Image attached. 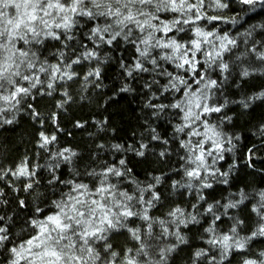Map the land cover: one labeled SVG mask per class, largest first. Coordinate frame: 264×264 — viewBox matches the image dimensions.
Wrapping results in <instances>:
<instances>
[{
    "label": "snow or ice",
    "instance_id": "obj_1",
    "mask_svg": "<svg viewBox=\"0 0 264 264\" xmlns=\"http://www.w3.org/2000/svg\"><path fill=\"white\" fill-rule=\"evenodd\" d=\"M239 3L253 10L257 4L264 7V0H239ZM215 6L229 8L223 0H215ZM203 7L204 0H0V127L15 123L16 113L26 99L35 100L37 94L52 96L61 86L60 82L71 81L80 75L76 68L83 62L100 60V47L119 45L118 38H122L133 46L137 54L131 63L121 59L120 67L125 76L136 78L143 73L152 74L151 81L146 80L142 85L148 89L146 95L151 97L145 107L152 109V115L156 117L167 110H174L173 115L179 121L172 127V139L179 146L177 155L182 163L173 171L178 175L182 172L184 182L172 180L171 187L173 190L186 189L189 195L195 190L197 201L190 205L192 212L177 205L167 213L170 219L154 218L149 210L161 200L157 186L167 178L164 173L152 176L154 182L145 186L137 183L139 194L133 195L127 190L120 191L118 185L110 180V177L123 179L131 175L132 169L128 167L126 158H120L118 163L102 162L99 172L95 168L86 170L83 175L92 181L91 184L79 179L81 173L76 169H73L76 178L61 180L56 174L59 163L50 165L52 178L49 185L63 183L69 191L51 201L53 207L47 215L43 214V208L36 207L35 212L42 218L30 219L28 223L33 234L7 249L12 256L8 264H116L120 253L113 250L109 240L111 234L120 229H126L134 240L140 242L134 256L131 255L133 249H126L123 264H141V255L150 257L151 245L145 236L153 237L156 223L161 229L157 239L174 236L179 244H186L188 241L181 226L200 224L201 218L208 216L211 220L203 231L207 234L209 248L196 250L193 254L195 262L203 258L206 264H225L234 252L242 253L256 237H264V189L259 190L258 200L251 208L262 222L246 236L240 235L244 220L238 217H229L234 222L226 232L220 231L218 226L222 217L228 215V209H238L249 200V194L243 188L237 194H230L238 195V199H229L223 205L212 199L210 193L203 194L213 188L211 181L218 176L223 178L222 183L228 184L234 167L230 165L229 172H221L216 167L218 161L224 159V152L232 151V147H224L225 138L231 145L232 137H226L222 131L223 121L210 123L208 117L221 113L229 103L227 99L218 103L214 97L222 91L231 75V65L225 61V54L238 47V40L229 32L206 30L201 26L204 21L224 19L208 16ZM161 13H170L171 18L162 17ZM101 18L103 23L99 22ZM81 20H85V24L95 21L85 33L91 47L70 34L75 28L85 26ZM232 23H236L235 18H232ZM260 27L264 28V25ZM244 35L251 36L252 32ZM49 39L61 44L53 56L55 63L46 57L41 58L40 47ZM72 41H77L76 46L70 43ZM77 48L82 50L77 51ZM250 52L256 60L264 63V41L253 43ZM217 70L220 79L212 78L211 73ZM254 71L264 72V69L244 67L239 75L249 77ZM92 76L101 77L99 66L87 72L85 81ZM132 90L127 83L120 89L121 92ZM63 96L71 99L67 91ZM257 98H264V92L238 103L247 109ZM66 102L57 101V106L62 108ZM28 108L32 109V118L39 119L40 114L34 106L29 104ZM9 112L12 113L11 118L7 116ZM224 119L231 121L232 117L225 116ZM76 126L83 127L79 122ZM149 131L150 141H162L164 145L172 142L166 133L161 135L151 125ZM39 136L41 148H48L57 139L56 135L49 136L43 131ZM112 148L117 152L132 151L136 156L146 158L149 143L141 140L138 147L128 145L125 148L124 145L113 144ZM180 151L184 154L179 155ZM52 155L71 164L78 154L71 148H64ZM170 155L167 148L158 153L162 159ZM3 175L26 178L25 191L38 183L33 179L36 173L28 157ZM146 193L148 199H145ZM0 195H3L2 190ZM137 204L144 207L138 210ZM19 205L25 206V201L20 200ZM221 207L224 211L218 213ZM137 218L146 223V233L142 234L140 227L130 226ZM4 219L0 217V221ZM8 232L7 226L0 227V248L10 242ZM177 247L178 244L160 247L159 259H149L145 264H168L169 255ZM213 250H218L219 259ZM259 255L264 257V251ZM242 264H264V259L245 258Z\"/></svg>",
    "mask_w": 264,
    "mask_h": 264
},
{
    "label": "trees",
    "instance_id": "obj_2",
    "mask_svg": "<svg viewBox=\"0 0 264 264\" xmlns=\"http://www.w3.org/2000/svg\"><path fill=\"white\" fill-rule=\"evenodd\" d=\"M223 2L229 4L228 9L217 8L215 0H204L203 12L208 16H220L224 19L204 21L201 26L206 30L218 29L221 33L229 32L238 40V47L231 53H226L224 57L225 61L231 65V75L222 91L216 93L214 97L218 103H224L225 99L229 103L221 113H214L208 117L210 123L223 121L222 131L226 137H232L231 145L226 142V138L224 143L225 149L232 147V151L226 150L224 159L218 161L216 167H219L221 172H229L230 165L234 167L230 171L228 184L222 183L223 178L218 176L215 181H211L213 188L206 190L203 194L210 193L212 199L219 200L223 205L229 199H238V195L230 196V194H237L243 188L249 194V200H246L238 209H228V215L222 217V222H218V226L220 231L226 232L234 222L229 217H238L244 220V224L240 226V235L246 236L250 235L251 231H254L262 222L251 208L258 200L259 190L264 189V98L252 100L247 109L238 102L242 99L247 100L249 97H258L259 93L264 92V72L254 71L249 77H241L239 73L244 67L249 70L264 69V63L256 60L254 54L250 52L253 43L264 41V28L260 27L264 25V7L257 4L253 10L249 6L240 4L239 0H223ZM161 15L171 18L170 13H161ZM232 18L236 19L235 24L232 23ZM99 22L103 23V18ZM94 23L95 21H88L85 24V20H81V24L85 26L75 28L70 34L74 35L77 41H83L91 47L85 33ZM254 25L255 28H253ZM248 31L252 32L251 36L244 35ZM118 40L119 45L114 43L112 46L100 47L98 49L100 60L83 62L82 66L76 68L80 75L71 81L60 82L61 86L52 96L37 94L35 100L26 99L20 106V111L16 113L15 123L0 127V190L3 191V195H0V217L5 218L0 221V227L9 228L10 238V242L4 248H0V264H8V261L12 259L8 248L33 234L28 221L33 218H42L41 214L35 212L36 207L43 208V214L47 215L53 207L51 201L59 199L61 193L69 191L63 183L52 185L48 183L52 178L49 166L57 163L59 168L56 174L61 177V180L76 178L73 172V169H76L81 173L79 179L91 184L92 181L83 175L86 170L91 171L95 168L99 172L102 162L118 163L120 158H126L128 167L132 169L131 175L123 179L110 177L111 182L117 184L120 191L127 190L130 194L138 195L137 183L145 186L149 182H154L152 176L161 175V173L167 177L161 185L157 186L161 193V200L149 210L151 216L170 219L167 213L177 205L186 208L189 212L193 211L190 205L197 202L195 190L192 195H189L186 189L173 190L171 187L172 180L184 182L182 172L178 175L173 171L182 163L177 155L179 146L172 139V127L179 122L178 118L174 117V110H167L156 117L152 115V109L145 107L151 97L150 94L146 95L148 89L143 88L142 85L146 80L151 81L152 74L143 73L136 78H127L120 67L121 59L131 63L132 57L137 54L130 43L122 38ZM77 41L70 43L76 46ZM257 47L259 48L260 45ZM58 48H61V44L49 39L44 46L40 47L41 58L46 57L50 62L55 63L53 56ZM81 50L77 48V51ZM107 57L110 59H106ZM237 57L240 59L237 60ZM96 66L101 68V77L97 79L92 76L85 81L84 76ZM218 71L211 73L212 78H221ZM162 82H164L163 79ZM125 83L129 84L133 90L121 92L120 89ZM64 91L71 96L70 100L63 96ZM61 100L67 101L62 108L57 106V101ZM29 104H32L39 112V119L32 118V109L28 108ZM11 115V112L7 113L9 118ZM225 116L232 117L231 121L225 120ZM77 122L83 127H77ZM149 125L157 128L161 135L166 133L167 138L172 142L164 145L162 141H150ZM41 131L46 135L57 137L48 148L40 147L39 133ZM141 140L149 143L146 158L138 157L132 151L117 152L112 148L113 144H121L125 148L128 145L138 147ZM99 145L104 147H98ZM64 148H71L78 154L71 164L52 155ZM165 148L171 152V155L166 159L159 158V151ZM183 154V151L179 152V155ZM24 157H28L30 166L36 173L33 179L38 181L34 183L32 189L27 191L23 187L24 183L28 182L26 178L3 175L9 168H15ZM148 198L146 193L145 199ZM20 200L25 201V206L19 205ZM209 202L212 200L210 199ZM136 207L139 210L144 205L137 204ZM217 211L222 213L224 210L221 207ZM210 220L211 216H208L206 219L201 218L200 224H189L186 228L182 225V233L188 241L186 244H179L174 236L157 239L161 229L156 223L153 237L145 236L146 242L151 245L150 257L141 255L139 257L141 264H145L149 259L158 260L159 248L172 244H178V247L169 255L168 264H206L203 258L195 262L193 254L200 248H209L206 243L207 234L203 229L208 226ZM130 226L140 227L142 234L147 231L146 223L138 218L135 224ZM109 243L113 245V250L120 253L116 264H123L124 257L127 255L126 249H133L131 255L134 256L140 242L134 240L126 229H120L111 234ZM262 251H264V237H256L250 242L246 251L234 252L225 264L229 262L242 264L245 258L259 261L264 259L259 255ZM213 254H216L219 259L218 250H213Z\"/></svg>",
    "mask_w": 264,
    "mask_h": 264
}]
</instances>
